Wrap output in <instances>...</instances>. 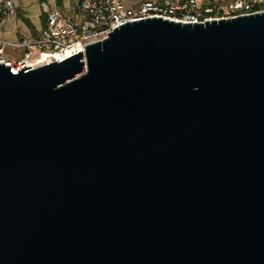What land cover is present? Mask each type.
I'll use <instances>...</instances> for the list:
<instances>
[{
  "label": "water",
  "instance_id": "obj_1",
  "mask_svg": "<svg viewBox=\"0 0 264 264\" xmlns=\"http://www.w3.org/2000/svg\"><path fill=\"white\" fill-rule=\"evenodd\" d=\"M0 264H264V11L0 63Z\"/></svg>",
  "mask_w": 264,
  "mask_h": 264
},
{
  "label": "built area",
  "instance_id": "obj_2",
  "mask_svg": "<svg viewBox=\"0 0 264 264\" xmlns=\"http://www.w3.org/2000/svg\"><path fill=\"white\" fill-rule=\"evenodd\" d=\"M263 5L264 0H75L69 14L58 8L47 12L37 40H0V63L17 73L83 52L126 22L159 17L176 23H201L264 11ZM14 17V1L0 0V28ZM6 47L23 49V54L9 60Z\"/></svg>",
  "mask_w": 264,
  "mask_h": 264
},
{
  "label": "crops",
  "instance_id": "obj_3",
  "mask_svg": "<svg viewBox=\"0 0 264 264\" xmlns=\"http://www.w3.org/2000/svg\"><path fill=\"white\" fill-rule=\"evenodd\" d=\"M15 17L0 28V40L18 42L22 39L31 41L39 38L46 21L47 12L58 8L69 14L75 0H13ZM23 49L5 48L9 60H17Z\"/></svg>",
  "mask_w": 264,
  "mask_h": 264
},
{
  "label": "trees",
  "instance_id": "obj_4",
  "mask_svg": "<svg viewBox=\"0 0 264 264\" xmlns=\"http://www.w3.org/2000/svg\"><path fill=\"white\" fill-rule=\"evenodd\" d=\"M264 6V5H263Z\"/></svg>",
  "mask_w": 264,
  "mask_h": 264
}]
</instances>
